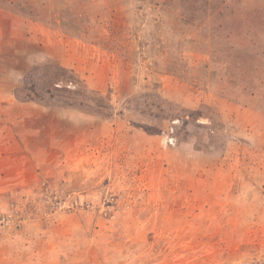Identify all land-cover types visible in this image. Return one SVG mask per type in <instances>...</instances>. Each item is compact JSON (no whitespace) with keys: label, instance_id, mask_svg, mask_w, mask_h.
Returning <instances> with one entry per match:
<instances>
[{"label":"rangeland","instance_id":"1","mask_svg":"<svg viewBox=\"0 0 264 264\" xmlns=\"http://www.w3.org/2000/svg\"><path fill=\"white\" fill-rule=\"evenodd\" d=\"M49 62L0 103V264H264V0H0V88Z\"/></svg>","mask_w":264,"mask_h":264},{"label":"trees","instance_id":"2","mask_svg":"<svg viewBox=\"0 0 264 264\" xmlns=\"http://www.w3.org/2000/svg\"><path fill=\"white\" fill-rule=\"evenodd\" d=\"M72 79V72L57 64L49 62L35 66L22 76V86L14 92V97L19 102H33L48 106L51 105L54 93L66 91L65 85L68 82L71 83ZM59 83L64 88L56 86L61 85ZM76 88L72 94L82 99L79 101L66 99L61 103L63 107L88 109V111L98 113L106 109L100 102L89 101L86 90L80 84Z\"/></svg>","mask_w":264,"mask_h":264},{"label":"crops","instance_id":"3","mask_svg":"<svg viewBox=\"0 0 264 264\" xmlns=\"http://www.w3.org/2000/svg\"><path fill=\"white\" fill-rule=\"evenodd\" d=\"M7 79V78H5ZM18 88L17 84H14L12 86H5L4 88H0V103L2 106H5L7 103L8 107H11L12 109L14 108H26L29 106V102H19L17 101L14 96H13V90Z\"/></svg>","mask_w":264,"mask_h":264}]
</instances>
